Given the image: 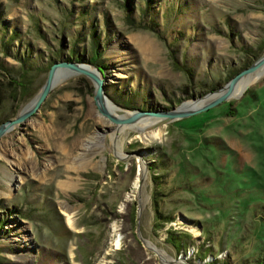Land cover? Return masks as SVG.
<instances>
[{
  "label": "rangeland",
  "instance_id": "374dc122",
  "mask_svg": "<svg viewBox=\"0 0 264 264\" xmlns=\"http://www.w3.org/2000/svg\"><path fill=\"white\" fill-rule=\"evenodd\" d=\"M93 40L112 112L167 111L264 52V0H0V119ZM93 87L71 74L0 138V264L263 261L264 78L146 133Z\"/></svg>",
  "mask_w": 264,
  "mask_h": 264
},
{
  "label": "water",
  "instance_id": "95a60500",
  "mask_svg": "<svg viewBox=\"0 0 264 264\" xmlns=\"http://www.w3.org/2000/svg\"><path fill=\"white\" fill-rule=\"evenodd\" d=\"M263 64H264V52L260 56H258L252 64H250L246 68H243L235 76L231 77L230 80H228L227 84L223 88L220 89V90L222 89H225V90L221 94H219L216 98H213L212 100H210L204 105H201V106L199 105L191 109H186V108L180 109V106H179L175 109H169L167 111H159V112L146 111L143 109H135L133 111L125 110L131 113L128 115H125L124 113L117 115L114 112H111L109 109H107V107H105L104 102H106V100L108 99V96L106 95L104 91L107 79L104 75V72H102L101 69L89 64L88 62H83V61L77 62L74 60H70V61H59L58 60V61L53 62L50 65V68L47 72L46 80L43 83V85L40 87L37 95L34 98L35 100H33L32 102V105L28 106L27 108H23L13 118L8 119L4 121L3 123H0V138L9 129L20 124L26 118L32 116V114H35L39 110L43 100H46L53 86H55V84L57 83H61L65 78L69 77L71 74L85 75L87 76L88 79H90L93 82L94 84L93 92H94V98L96 101L95 103L97 104L101 113L105 115L109 120L113 121L115 125L131 127L135 125V123L141 117L149 116V117H157V119H159L158 122L152 125V127H155L163 123H166L170 120L173 121L185 115L187 116L198 110H202L213 103H217V102L230 98L232 91L234 90L235 85L237 81L239 80V78L254 72L257 68H259ZM140 239L142 238L140 237Z\"/></svg>",
  "mask_w": 264,
  "mask_h": 264
},
{
  "label": "bare ground",
  "instance_id": "6f19581e",
  "mask_svg": "<svg viewBox=\"0 0 264 264\" xmlns=\"http://www.w3.org/2000/svg\"><path fill=\"white\" fill-rule=\"evenodd\" d=\"M261 78H264V64L261 65L259 68H257L254 72L250 73V74H247L245 76H242L239 78V80L237 81L236 85H235V88L234 90L232 91V94H231V98L232 97H237L239 96L240 94H242L244 91H246V89L254 84L255 82L259 81ZM58 84V83H57ZM55 84V86L57 85ZM54 87V86H53ZM225 89L221 90V91H217V92H213L211 94H208V96L203 99V100H200L202 98H196V99H193L192 102H187L185 104V102H183V104L180 105V109H191V108H194V107H197L199 104H201L203 101L204 102H208L209 100L213 99V98H216L219 94H221ZM35 100V99H34ZM200 100V101H199ZM111 101V102H110ZM197 101V102H195ZM32 102L33 100L30 102L29 105H27L25 108H27L28 106H31L32 105ZM110 102V103H109ZM112 100H110L109 98L106 100L105 103V107H107V109H109L111 112L113 111L112 108H114L113 104H112ZM206 104V103H205ZM204 105V104H203ZM129 112V111H127ZM125 115H128L127 113ZM147 116H144V117H141L136 123L135 125L129 127V126H118L119 128L123 129V128H126V127H129L130 129L132 130H135V131H138V132H141V133H146L148 132L149 129H156L158 128L159 126H155V127H152L151 124H155V121H159V120H156L155 118L157 117H148V118H145ZM145 118V119H144ZM144 119V120H143ZM143 120V121H142ZM142 121V122H141ZM151 125V126H150ZM152 127V128H151ZM118 128V129H119ZM150 131V130H149ZM161 132V130H156L155 131V134L156 135H159ZM121 153V152H120ZM138 173L135 174L136 175V187L140 186L141 184V181H142V177H143V174L144 171H143V166L141 164H139L138 166ZM66 212V216H67V221L72 224V214L71 213H67ZM122 242H120V239H117L116 242H115V246L116 248H119V245L121 244ZM30 252V250H28Z\"/></svg>",
  "mask_w": 264,
  "mask_h": 264
},
{
  "label": "trees",
  "instance_id": "16d2710c",
  "mask_svg": "<svg viewBox=\"0 0 264 264\" xmlns=\"http://www.w3.org/2000/svg\"><path fill=\"white\" fill-rule=\"evenodd\" d=\"M98 45L99 44H98L97 40H93V45L91 47L92 48V50H91L92 53H91L90 56L87 57L86 61H88L89 64L95 65L96 67L101 69L102 72L105 73L104 66L98 60L101 57V54H102V52H100L99 49H98ZM72 51H73L72 52L73 54H71V55L69 54L70 56L67 58V60H74V61H77V62L85 61L84 60L85 55H83V53H79V52L77 53V52H74V50H72ZM17 84H19V83H17ZM2 122H3V120L0 119V123H2ZM257 261L258 262L255 263V264H264V257H263V261L260 258Z\"/></svg>",
  "mask_w": 264,
  "mask_h": 264
},
{
  "label": "crops",
  "instance_id": "0c3cea01",
  "mask_svg": "<svg viewBox=\"0 0 264 264\" xmlns=\"http://www.w3.org/2000/svg\"><path fill=\"white\" fill-rule=\"evenodd\" d=\"M140 238V237H139ZM142 238V237H141ZM143 239V240H142ZM142 239H140V240H142V242H146L147 240L146 239H144V238H142ZM117 249H119V248H117ZM69 256V255H68ZM71 256V255H70ZM69 258V257H68Z\"/></svg>",
  "mask_w": 264,
  "mask_h": 264
}]
</instances>
